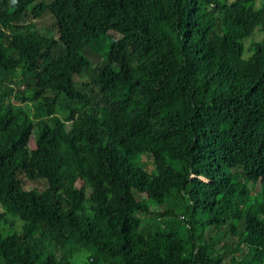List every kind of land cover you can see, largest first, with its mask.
I'll list each match as a JSON object with an SVG mask.
<instances>
[{"label":"trees","instance_id":"16d2710c","mask_svg":"<svg viewBox=\"0 0 264 264\" xmlns=\"http://www.w3.org/2000/svg\"><path fill=\"white\" fill-rule=\"evenodd\" d=\"M37 1L0 0V264H264V0Z\"/></svg>","mask_w":264,"mask_h":264},{"label":"rangeland","instance_id":"374dc122","mask_svg":"<svg viewBox=\"0 0 264 264\" xmlns=\"http://www.w3.org/2000/svg\"><path fill=\"white\" fill-rule=\"evenodd\" d=\"M252 1L254 0H230V3L236 9L241 10L244 7H249ZM46 3L47 2L45 0L35 2L31 6V9H30L32 16L26 20V21H31L33 23V26L40 33H51L52 32L53 19L51 15L49 14V12L46 10ZM11 12H12V9L8 6L0 9V25L1 26H5L9 22L12 16ZM257 37L258 35H254V38H257ZM248 41H249L248 38L242 39L243 46L247 45ZM101 42H102V39L98 38L92 41L88 45V51L90 52V54H88L87 56L89 59L91 60L96 59L97 54L101 49L100 47ZM15 74H16V71H12L11 75H15ZM116 87L119 88L118 85ZM92 91L95 92L97 91V89L92 88ZM96 97H97L96 94L93 96L87 97L86 108L89 112H92V113H96V114L104 113L105 107L100 105L97 102ZM141 162L144 167L151 166L150 159L146 155L141 156ZM156 222H157V218H155V216H146L144 218V223L155 224ZM79 254H80L79 251L74 253V256L76 257V259L79 258Z\"/></svg>","mask_w":264,"mask_h":264}]
</instances>
